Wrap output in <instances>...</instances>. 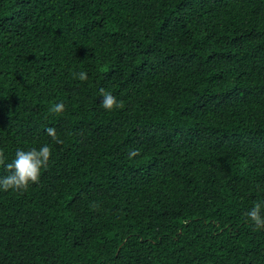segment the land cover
Segmentation results:
<instances>
[{"label": "trees", "instance_id": "trees-1", "mask_svg": "<svg viewBox=\"0 0 264 264\" xmlns=\"http://www.w3.org/2000/svg\"><path fill=\"white\" fill-rule=\"evenodd\" d=\"M41 144L0 264H264V0H0V152Z\"/></svg>", "mask_w": 264, "mask_h": 264}, {"label": "clouds", "instance_id": "clouds-1", "mask_svg": "<svg viewBox=\"0 0 264 264\" xmlns=\"http://www.w3.org/2000/svg\"><path fill=\"white\" fill-rule=\"evenodd\" d=\"M74 75L82 81L88 79V74L85 71ZM100 92L102 93L101 103L105 109L111 110L114 106H120L119 101L111 92H106L103 88L100 89ZM64 107V103L60 101L56 102L51 110L59 113L64 110ZM46 132L53 140L60 142L53 127H48ZM134 154L135 151L130 153V155ZM50 155L51 149L48 144L28 149L18 148L10 161H6L4 154L0 152V165H3V168L7 170V175L0 177V190L26 189L30 183L38 182L42 169L48 166ZM262 205H264V201L254 203L248 210L247 216L255 227L264 229V216L261 215Z\"/></svg>", "mask_w": 264, "mask_h": 264}]
</instances>
